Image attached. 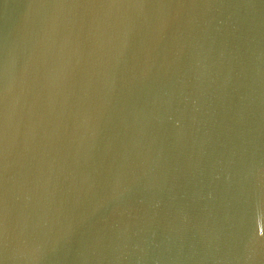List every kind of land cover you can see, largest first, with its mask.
Listing matches in <instances>:
<instances>
[{
	"label": "water",
	"instance_id": "water-1",
	"mask_svg": "<svg viewBox=\"0 0 264 264\" xmlns=\"http://www.w3.org/2000/svg\"><path fill=\"white\" fill-rule=\"evenodd\" d=\"M0 264H264V0H0Z\"/></svg>",
	"mask_w": 264,
	"mask_h": 264
}]
</instances>
